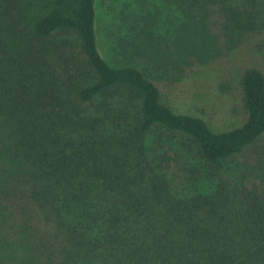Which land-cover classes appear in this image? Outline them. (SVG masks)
I'll use <instances>...</instances> for the list:
<instances>
[{
  "label": "trees",
  "instance_id": "16d2710c",
  "mask_svg": "<svg viewBox=\"0 0 264 264\" xmlns=\"http://www.w3.org/2000/svg\"><path fill=\"white\" fill-rule=\"evenodd\" d=\"M158 1L180 14L169 45L152 17L129 44L173 72L213 65L258 30L230 0ZM95 21V0H0V264H264V74L242 72L246 119L215 133L162 104L139 69L111 67ZM59 32L77 38L75 75L50 70ZM155 129L210 166L261 149L254 189L212 191L179 149H144Z\"/></svg>",
  "mask_w": 264,
  "mask_h": 264
},
{
  "label": "rangeland",
  "instance_id": "374dc122",
  "mask_svg": "<svg viewBox=\"0 0 264 264\" xmlns=\"http://www.w3.org/2000/svg\"><path fill=\"white\" fill-rule=\"evenodd\" d=\"M230 6L245 9L254 18L258 30L244 37L242 45L213 65L193 66L184 72H173L158 63V58L141 57L129 44L142 25V19L154 18L158 22L156 35L161 46L169 45V38L179 23L180 14L158 0H95V32L102 58L111 67L132 66L150 79L160 91V101L174 113L190 115L204 120L215 132H225L240 127L246 119L240 87L242 72L254 67L264 74V0H230ZM124 39L122 44L120 40ZM48 64L59 77L75 75L79 65V44L71 32H59L49 46ZM157 59V60H155ZM61 65V66H60ZM120 99L109 98L110 109H120ZM112 115V113H111ZM134 114L130 113V118ZM111 119V117H110ZM148 147H172L194 164L200 176H207L212 191H221L230 197L251 191L255 187L257 163L262 150L249 148L239 155L226 159L219 165H205L196 156L194 144L185 136L155 129L146 136ZM264 143V140L262 144ZM259 144L255 146L258 148ZM170 170L176 171L182 166ZM186 174V171L183 172ZM257 183V181H256ZM257 191L264 193L262 188Z\"/></svg>",
  "mask_w": 264,
  "mask_h": 264
}]
</instances>
